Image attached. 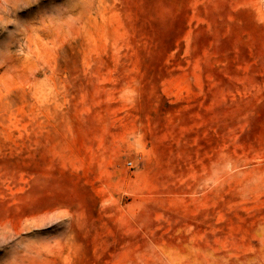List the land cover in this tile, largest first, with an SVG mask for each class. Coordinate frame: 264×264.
<instances>
[{
  "label": "rangeland",
  "instance_id": "rangeland-1",
  "mask_svg": "<svg viewBox=\"0 0 264 264\" xmlns=\"http://www.w3.org/2000/svg\"><path fill=\"white\" fill-rule=\"evenodd\" d=\"M0 264H264V0H0Z\"/></svg>",
  "mask_w": 264,
  "mask_h": 264
}]
</instances>
